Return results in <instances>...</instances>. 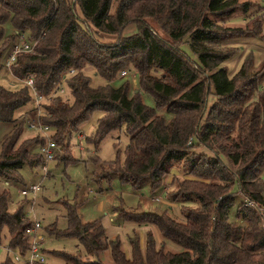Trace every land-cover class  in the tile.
Wrapping results in <instances>:
<instances>
[{
    "label": "trees",
    "instance_id": "trees-1",
    "mask_svg": "<svg viewBox=\"0 0 264 264\" xmlns=\"http://www.w3.org/2000/svg\"><path fill=\"white\" fill-rule=\"evenodd\" d=\"M249 5L237 0H0V71L5 67L4 40L14 43L24 33L36 41L33 52L17 55L10 72L18 80L35 76L36 91L44 97L40 122L53 131L60 150L68 148L67 138L97 109L102 116L88 142L97 146L121 127L129 138L123 163H101L96 156L92 160L99 164V180L118 176L135 189L148 180L154 193L170 168L183 163L184 175L174 177L175 190L169 193L182 220L167 211L120 213L125 221L156 226L163 240L182 251L158 248L147 231L144 249L135 233L129 237L127 256L98 221L83 222L65 202L68 226L49 232L76 237L84 249L83 256L58 253L65 264H264V63L256 68L254 55L248 53L232 73L222 63L239 48L221 50L227 40L264 37V11L249 16ZM236 11L245 15V26L224 25ZM131 26L137 31L123 35ZM105 36L116 39L104 42ZM90 68L106 83L92 85L85 74ZM70 70L74 73L68 75ZM132 70L155 108L132 93L128 80L118 87L110 84L122 71ZM59 85L64 94L53 95ZM31 101L28 87L0 84V122L12 126L0 152V179L8 182L21 183L17 171L40 162L31 146L42 144L43 138L23 137L25 121H17L20 113L33 110ZM160 110L171 117L166 119ZM237 193L256 207L243 200L231 220ZM9 196L8 190H0V240L7 232L8 248L24 256L25 228L31 222L22 204L9 210Z\"/></svg>",
    "mask_w": 264,
    "mask_h": 264
},
{
    "label": "rangeland",
    "instance_id": "rangeland-1",
    "mask_svg": "<svg viewBox=\"0 0 264 264\" xmlns=\"http://www.w3.org/2000/svg\"><path fill=\"white\" fill-rule=\"evenodd\" d=\"M237 1L250 3L249 16L264 11V0ZM244 17L243 12L236 11L223 24L233 27L245 26ZM147 21L161 39L171 43L166 33L162 32L152 19H147ZM135 30L134 26L126 28L123 31V35L133 33ZM6 32L8 34L11 33L9 26L6 27ZM262 34L264 35V21ZM105 37L103 38L104 42H112L116 39L113 36ZM222 44L226 48H220L221 50L239 48L235 54L222 63L232 73L239 69L248 53L254 55V65L256 68L262 62L264 63V37L249 36L234 38L224 41ZM1 45L2 42H0V47ZM12 45L13 41H9V39L4 40L3 48L5 50L2 51L1 55L2 63L6 61ZM179 46L189 51L185 44H180ZM215 47L218 48L219 46ZM125 73V75L119 74L110 84L113 87H118L122 81L128 80L132 93H139L145 105L155 108L153 97L139 89L137 72L132 70ZM85 74L90 78V82L94 86L106 83L105 79L97 75L92 68L86 70ZM0 84L7 88L23 86L22 81L15 79L6 67H3L0 71ZM210 103L211 100L209 101ZM25 114L20 113L17 121L21 122L20 120L24 119ZM159 114L163 115L166 119L171 117L170 114L163 110H160ZM101 116L102 112L100 110L96 109L92 111L89 117L80 124L78 130L72 132L67 138L66 144H68V148L63 147L60 150L58 146L51 160L46 162L42 160L40 156L42 145H32L31 152L40 156V162L32 167L24 165L17 171L22 178L21 183L0 179V190L6 189L10 195L9 210L15 211L22 204L25 215L29 220H37L40 223L38 233L43 238L41 249L45 260L44 262L34 264H65L62 257L57 255L61 252L70 255H84V249L76 237L57 236L49 232V228L56 227V229L64 230L68 226V211L65 202L74 206L77 215L83 222L98 221L103 226L105 234L109 239H118L120 241L121 249L127 256L130 255L131 251L129 237L135 233L139 237L141 248L144 249L147 231L152 232L158 248L163 246V249L168 252H180L183 250L175 242L163 240L154 225L125 221L120 217L122 210L126 212L156 213L167 211L171 217L182 220L180 206L176 202L169 201V193L175 190V182L172 184L174 177L182 178L184 175L181 171L183 170V163H176L170 168L169 173L163 180L162 188L154 193L150 189L148 180H145L138 189H135L130 183L121 181L118 176H112L110 180H99L98 178L101 176V171L98 169L99 164L94 163L92 160L97 157L101 163H107L118 159L123 163L125 158L124 150L129 143V138L123 127L108 132L97 146L88 142L87 138L93 136L95 133L97 121ZM11 127L10 123L0 122V152L2 140L6 134L10 133ZM39 134L40 138L44 137L42 133ZM39 134L25 128L23 137H36ZM64 158L70 159V161H65ZM32 183L40 184L33 202L30 196L25 198L18 194L21 187ZM243 200L244 196L241 193L235 195V205L231 210V220H235L233 214L236 205ZM190 206L196 207L194 204ZM239 223L243 224V222ZM159 237H161L160 241L158 240ZM8 240L9 235L3 231L0 240V264H28L26 262V254L21 256L17 250L8 248ZM105 256L106 261L110 262L109 250H106Z\"/></svg>",
    "mask_w": 264,
    "mask_h": 264
},
{
    "label": "built area",
    "instance_id": "built-area-1",
    "mask_svg": "<svg viewBox=\"0 0 264 264\" xmlns=\"http://www.w3.org/2000/svg\"><path fill=\"white\" fill-rule=\"evenodd\" d=\"M36 41L31 42L28 40L26 34L20 33L17 35L15 42L13 43L10 52L8 53V57L5 61V67L10 71L11 64L15 61L17 55L19 53H31L34 51ZM126 71H122L120 74L125 75ZM74 70H70L68 75L73 74ZM23 85L28 87L32 96V111L28 112L24 116L25 127L29 130H33L35 133L39 134L42 133L44 135L43 143L41 147V154L43 161H48L53 159L55 150L57 149L58 145L52 139L53 131L47 126L40 122V117L42 115L41 104L44 102V97H42L36 91L34 81V75H28L24 79H21ZM65 92V88L63 85H59L56 90L54 91L53 95H62ZM33 114V117H32ZM40 135V134H39ZM46 138V141L44 142ZM40 184L32 183L28 186H23L18 191V194L22 197L30 196L33 202L36 192L39 190ZM244 203L247 206L256 207L254 202L248 198L244 199ZM32 211V208H31ZM30 225L25 228V233L28 236L27 240V251H26V262L28 264L34 263H41L44 262L45 258L42 254L41 243L43 238L38 233L40 228V223L37 220L30 221Z\"/></svg>",
    "mask_w": 264,
    "mask_h": 264
},
{
    "label": "crops",
    "instance_id": "crops-1",
    "mask_svg": "<svg viewBox=\"0 0 264 264\" xmlns=\"http://www.w3.org/2000/svg\"><path fill=\"white\" fill-rule=\"evenodd\" d=\"M263 85H264V80H263ZM30 106H31V108H32V104H30ZM30 106H29V107H30ZM23 113H24V112H23ZM25 128H26V127H25ZM26 130H29V129L26 128ZM155 227H156V226H155ZM156 228H157V227H156ZM157 231H158V233H159V230H158V229H157ZM159 234H160V233H159ZM160 236H161V235H160ZM158 240L160 241V240H161V237H159Z\"/></svg>",
    "mask_w": 264,
    "mask_h": 264
}]
</instances>
